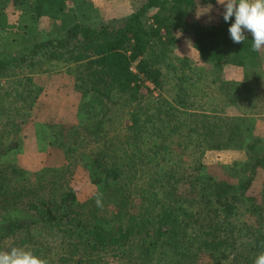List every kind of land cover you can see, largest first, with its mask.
<instances>
[{
  "label": "trees",
  "instance_id": "trees-1",
  "mask_svg": "<svg viewBox=\"0 0 264 264\" xmlns=\"http://www.w3.org/2000/svg\"><path fill=\"white\" fill-rule=\"evenodd\" d=\"M9 1L14 7L29 2L35 24L47 19L55 30H66L23 53L0 51L1 76L10 72L5 78L13 80L0 86V106L25 97L24 91L34 100L44 93L43 76L65 72L84 102L80 109L97 112L90 125L85 118L77 127H55L49 154L61 147L67 154L64 166L46 164L28 176L3 164L1 230L29 233L21 241L27 245L17 247L48 255V264H253L264 251V195L257 201L246 194L254 177L235 186L221 182L219 193L197 200L180 199L179 190L202 193L203 184L212 181L203 174L207 153L238 142L247 159L229 169H264V157L253 154L261 141L250 133L247 138V125L245 134L241 129L247 118L264 116V86L251 84L240 100L227 80L239 67L245 74L251 71L245 66L260 69L264 48L254 50L250 36L233 43L227 31L232 21H223V9L205 24L195 0H141L140 8L116 23L86 15L80 21L72 17L70 25L68 0ZM181 37L191 43L195 59L176 54ZM150 87L158 90L156 97ZM116 107L127 111L123 129L131 133L126 144L136 149L135 161L117 163L115 157L127 156L126 151L106 139L114 122L108 115ZM19 125L0 128V147L5 138L12 142L7 152L18 147ZM77 144L80 149H73ZM76 160L98 189L84 204H77L64 177ZM134 193L140 196L137 206ZM24 213L31 214L28 222ZM55 250L61 252L54 255Z\"/></svg>",
  "mask_w": 264,
  "mask_h": 264
},
{
  "label": "rangeland",
  "instance_id": "rangeland-1",
  "mask_svg": "<svg viewBox=\"0 0 264 264\" xmlns=\"http://www.w3.org/2000/svg\"><path fill=\"white\" fill-rule=\"evenodd\" d=\"M78 1H80V3H78ZM78 1L77 3H74L72 0H68V8H66V24L69 23L70 25L69 19L72 20V17L74 16L80 21L81 18H85L86 15L92 19L102 18L105 22L112 20L116 23L126 18L131 12H135L136 9L141 7L140 5L142 3L141 0H85L89 3L81 2L83 0ZM195 1L196 6H198L197 8L200 10L204 9L209 4L212 6L207 13L201 14L204 17L202 19H204L205 24H210L211 22H214V20L216 21L218 15H220L219 12H222L223 6L217 3V0ZM200 5H203V7ZM203 11L204 10H202V12ZM33 15V7L29 2L17 7H14L9 0H4L0 3V51H5L7 53H23L31 45L40 41L55 39L66 30L63 29L64 26H61L59 30H55L48 23L47 19L40 21L37 25L34 21H32ZM56 24L60 25L61 23L58 21ZM66 27L67 26H65V28ZM179 36H181V33ZM175 52L178 57L189 56L195 59V53L192 51L191 43L184 37L180 38V42ZM262 55L263 56H261V58L263 60H261L262 67L260 65V69H251L250 67L245 66L251 70L245 74L244 66L239 67L238 73L235 72L236 74L233 73L227 78V80L230 81L231 93L240 100H244L247 97L244 89L251 84L255 85V82H261V88L264 86V53ZM227 66L229 68L233 67L232 65ZM7 73L10 74V72ZM17 74L18 72L16 71L13 75ZM58 74H62L63 76L59 77ZM1 75L2 72H0V86H5L6 83L13 81L5 78V74L3 76ZM26 76H28V78L35 77L30 75ZM43 77L44 78L39 80V85L43 86L44 89L43 94L41 93V95L34 100H30L32 97H26L27 91H24L23 93L25 97L20 100L10 99L8 102L3 103V106H0V128H4V126H7L8 123L19 125L21 120L23 121L18 127L20 129V133L16 134L14 137V141L18 144L17 148L11 149L7 152L8 149L6 147L8 146V143L12 142H10L8 138H5L4 141L2 139L3 144H1L0 147V169L3 167V164H10V167L14 166L23 172H27L28 176H30L31 173L44 169L46 164H48L49 167L64 166L66 163L65 156L67 154L61 147L56 150L54 149L53 154H49L51 149L50 142L52 141V136L55 133V127H66L68 125L70 127H77L81 121L85 120V118H87L86 125H90L92 119L94 118L90 115L97 112V108H94L93 110L80 109L84 102L78 97V94L73 91L74 80L72 77L65 74V72L51 75L49 74ZM245 80L250 84L244 82ZM150 90H152V96L154 97H156L159 93L154 87H150ZM31 95L34 94L32 93ZM20 102L22 105H25L24 108L20 106ZM8 108L10 111L6 113L5 110ZM14 110L18 113L11 115V112L15 113ZM89 112H91V114L88 115ZM190 112L193 113L194 111ZM108 117L114 119V122L113 126L110 127V130H108L109 133L106 139H111L113 142L118 143L119 146H122L127 155L115 157L116 160L112 159L113 163L114 160L118 163L119 159L128 161L137 160L139 156L133 157V153L136 149L126 144L127 140L131 136L130 131L123 129L125 126L124 118L127 117V111L123 108L119 109L116 107L113 112L108 115ZM247 120V124L242 123L241 129L243 131L246 130L247 125L249 128L247 130L248 132H246V134L245 131L243 132L247 135V138H249L248 134L250 133L255 139L258 138L261 141L260 144L257 145L253 154L262 158L264 157V116L260 115L249 117ZM72 131H75V129ZM238 143L229 145L228 148L223 151L207 153L204 161L203 174L211 176L212 181L205 182L203 184V187L205 188H203L202 193L198 192L191 194L190 190L187 188L184 189V191L179 190V192L182 193L180 194V199L191 198L192 200H197L202 194L219 193L221 189V182H226L229 185L235 186L243 180L244 177L249 176L254 178L246 194L247 196L253 197L259 201L264 195V169L259 172L252 173H242L239 168H231L232 170L229 169L233 163H237L239 166H242L241 163L243 164L247 159L244 150L242 148H237L236 145H238ZM78 147L79 145L77 147L73 146V149H80ZM48 155L50 157H48ZM174 159L176 160V157H174ZM182 160L184 161V158ZM77 162L75 165L70 166L69 173L64 177L67 188L75 195L77 204H84L96 197L98 189L90 183L88 171L85 169L83 164ZM69 164H71V161ZM147 175L148 173H145V176ZM139 176L142 178L141 174H139ZM135 179L139 178L135 176ZM132 184L130 187H132ZM140 184L141 183L139 181L135 185ZM131 199H133V203L136 206L140 202V196L136 193L132 195ZM22 215L24 217L23 219H25L24 221L28 222L31 219L30 213H24ZM6 229L7 226L3 230H1L0 227V251H8L20 244L27 245L21 241H23L24 237L29 236V233H25L24 230H17L16 232L14 231L15 233L11 234V232L8 233ZM35 238L36 237L31 234V239ZM21 248L27 250V246ZM60 252L61 251L55 250L54 255H58ZM67 254L68 253L65 251L63 255L67 257ZM39 257L44 259L46 264H48L46 261V259L50 258L48 255L45 257ZM54 258L56 257L54 256L53 259ZM116 262L117 261H109L108 264H115Z\"/></svg>",
  "mask_w": 264,
  "mask_h": 264
},
{
  "label": "clouds",
  "instance_id": "clouds-1",
  "mask_svg": "<svg viewBox=\"0 0 264 264\" xmlns=\"http://www.w3.org/2000/svg\"><path fill=\"white\" fill-rule=\"evenodd\" d=\"M223 6L222 19L232 21L227 29L229 38L235 44L251 39L254 50L264 48V0H217ZM209 4L202 14L211 9ZM99 204V200L97 201ZM0 264H46L33 252L21 247L0 251ZM253 264H264V251L254 259Z\"/></svg>",
  "mask_w": 264,
  "mask_h": 264
}]
</instances>
